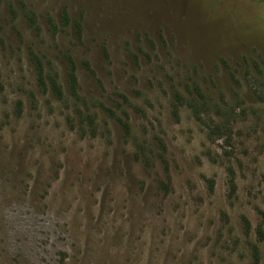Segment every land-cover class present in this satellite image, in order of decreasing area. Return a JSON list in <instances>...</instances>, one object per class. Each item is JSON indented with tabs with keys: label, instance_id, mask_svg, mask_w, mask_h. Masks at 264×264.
Returning <instances> with one entry per match:
<instances>
[{
	"label": "rangeland",
	"instance_id": "obj_1",
	"mask_svg": "<svg viewBox=\"0 0 264 264\" xmlns=\"http://www.w3.org/2000/svg\"><path fill=\"white\" fill-rule=\"evenodd\" d=\"M33 53L65 102L40 91ZM0 84V264H254L255 249L264 264V6L0 0Z\"/></svg>",
	"mask_w": 264,
	"mask_h": 264
},
{
	"label": "trees",
	"instance_id": "obj_2",
	"mask_svg": "<svg viewBox=\"0 0 264 264\" xmlns=\"http://www.w3.org/2000/svg\"><path fill=\"white\" fill-rule=\"evenodd\" d=\"M245 1L252 3L261 9L264 6V0H245ZM24 16L27 19L30 27L35 28L38 25V20L36 19L34 13L28 11ZM61 25L65 26L66 28L70 27L71 22H70L69 15H67V14L62 15ZM76 27H77V32L80 35H82L81 24L78 23ZM55 28H56V26H55ZM31 57H32L33 62L36 66L37 81H38V86L40 88V91H42L43 93H46V94H51L56 99V101H58L60 103L65 102L68 99V97L66 95L65 88L62 84L58 70L55 69L54 67L48 68L46 66V64L43 62V60L36 53L35 54L33 53L31 55ZM65 62H66V82H67V88H68V92L70 94V97L72 100H74L78 104H83L84 106H87L86 101L84 100L83 96L81 95L79 68H78L77 62L72 55H66L65 56ZM85 66L87 67L89 72L94 73L88 62L85 63ZM0 89H3L1 84H0ZM181 100H182V97L179 95H176V104L173 107L174 114L176 116L179 113V105L182 104ZM78 107H80V106H78ZM18 109L21 110V104L20 103H19ZM192 109L195 110V115L197 116V118L201 119V117H200L201 112L199 113V111H197V108L195 106H192ZM77 116H78V119L81 122V124L84 126V128H87L90 132L95 133L94 129H95L96 124H97V118H95V116L93 114H91V112H88V114H86L83 110H79V111H77ZM126 117L129 118L128 115H126ZM119 123H120L122 129L124 130L125 134L128 135V137L131 136L132 128H131V125L129 124V122L127 120L125 121L123 119H120ZM157 141L160 145V148L165 153L166 152L165 143L160 139H157ZM140 149L142 152L138 155V158L139 159L143 158L144 160H147L144 158L146 156L145 153L147 150L145 148H140ZM164 156L165 155H161L160 159H161L162 163H164L167 166V163H166L167 161H166ZM230 176H231V180H230L231 194H234L236 191V185H235V181L233 179V177H234L233 172H230ZM157 183L159 184L160 191L163 194L168 195L170 192V185L166 184L162 179H159ZM244 223H245L246 228L250 229L249 222L247 220H245ZM258 235L260 236L261 239H264V234H263V231L261 229L258 230ZM253 261H254V264H259V254H258L257 249L254 250Z\"/></svg>",
	"mask_w": 264,
	"mask_h": 264
}]
</instances>
